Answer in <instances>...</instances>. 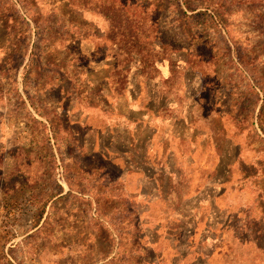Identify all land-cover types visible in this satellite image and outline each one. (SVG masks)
I'll use <instances>...</instances> for the list:
<instances>
[{"label": "rangeland", "instance_id": "rangeland-1", "mask_svg": "<svg viewBox=\"0 0 264 264\" xmlns=\"http://www.w3.org/2000/svg\"><path fill=\"white\" fill-rule=\"evenodd\" d=\"M0 264H264V0H0Z\"/></svg>", "mask_w": 264, "mask_h": 264}, {"label": "trees", "instance_id": "trees-1", "mask_svg": "<svg viewBox=\"0 0 264 264\" xmlns=\"http://www.w3.org/2000/svg\"><path fill=\"white\" fill-rule=\"evenodd\" d=\"M184 6H185V9H187V11H189L191 13V15H193V16H198L202 12V11L196 12L198 7L196 5H193L192 3H188V2L187 3H184ZM206 6H208V5H206ZM204 8H206V7H204ZM194 12H196V13H194ZM183 15L184 16H187L185 14V12H183ZM204 15H207V13L204 12ZM123 22L124 21H120L121 24ZM115 35H118V33H116ZM119 37L121 39L119 42H123L124 41L123 40L124 39V34L123 33H120ZM119 46H121V45H119ZM135 48H136V45L131 48L133 50H126L125 51V50L117 49L116 51H113V52H115V54H114L115 57H118V58L123 57L124 58L123 59V62H121V65H123L125 67H121L120 68V66H118V64H116L115 67H114V69H113V73H114L115 78L117 79L118 76H120L122 78V80H120V82H122V85L123 84L125 85V82L124 81L127 80L128 76L130 74V66H128L129 65V62H127L126 59L135 60L138 63V65L134 67V70L131 73V80H134L135 81V78L142 76V73H143L142 72V70H143L142 64L144 62L143 59L145 57L142 52H144V51H142L139 48L138 49L137 48L135 49ZM156 62L158 63V61H156ZM152 69H153V72L154 73H157V71H158L157 70V65L154 66V67L152 66ZM156 76H157V74H154V75H152L151 78H155ZM117 80H119V78ZM137 86L138 85L136 83L135 84V87H137ZM123 92H126L127 93V91H124V90L121 91V89L118 90V93H117V95H118L117 96L118 101L120 100V98L123 97L122 96ZM136 94H137V92H136ZM124 95H125V93H124ZM151 111H152V114H153L152 116L155 117L156 116V113L153 110H151ZM136 112L137 113H141V109L139 108ZM139 115L141 116V115H144V114L141 113ZM138 119H139V122H140L139 123V126H140V124L141 125L144 124L146 127L150 128V131L153 130V127L150 125L149 121L144 122L140 118H138ZM138 119H134V120H138ZM131 120H133V119H131ZM152 133H153V131H152ZM150 141H151V137L149 135V137L146 139V143H145V141H143L144 143L142 141H139L138 142V144L140 145V147L142 146V148H143V144H145V149L141 152V158H142V160H146L147 159V156L149 154L148 147L150 145ZM134 142L136 143V141H134ZM135 143H134V149L137 150L138 144L136 145ZM193 147H194V145H192L190 151L194 150ZM130 148H133L132 143H130ZM130 152H131V150L129 152L128 151L127 152L121 151V148L118 147V142L116 141L114 143V146L112 148L111 147H108V148H105L104 147V149H102V152L101 153L104 154V155H109V154H113L114 155L115 154V155L128 156V155H130ZM139 154H140V152H139ZM237 157H238V152L236 151V153H234V156H233V158H234L235 161H236ZM153 158L156 161V158L157 157L154 156ZM129 160L133 164H135L134 159H130V157H129ZM126 165L127 166H131V163L130 164L126 163ZM145 166H147L148 168L140 169V172L143 173V177H142L143 180H142V183L140 182V184H139L138 187L143 186L144 184H150V185H152L151 187L159 190L158 192L159 193H162V194H163V190H164V184H166L165 178L166 177H176L177 178V176L179 175V173L177 171H175L174 168H166L165 169L163 167V168L160 169V171H156V170H154L155 168L148 166V160L145 162ZM173 180H175V179H173ZM214 183L217 184V185H219L221 182L216 180V181H214ZM203 192H204V190L202 192H200V193L202 194ZM188 201H191V200H188ZM213 202L214 201L212 200L211 203H209V204H211V206H212L213 205ZM186 203L183 204L184 207L186 206ZM132 207H133V203L131 204V209H132ZM127 209H129V211H131L129 207H127ZM138 214H139V212H138ZM139 220H140V217L138 215L137 218H136V221L139 222ZM191 224L192 225H190V226L187 227V231L185 233H183L184 236H185V234L187 236L188 234L191 235L192 233H194L195 223L192 221ZM218 225H219L218 226L219 228H222L225 224L220 222ZM190 228H191V231H190ZM153 233H156V230H154ZM145 237L146 238H149L146 235H142V237H141L140 240H143ZM211 237H213V236H211ZM180 238H182V241L183 242L182 241L180 242V240H179L178 242H175V243H180V244H184V245H186L188 243V242H184V240H187V237H178L177 239H180ZM155 239H156V237H154V236L151 237L150 240H148V244L149 245H158V244H156V240ZM200 243H202V242H200ZM205 246H206L207 250L204 251V259H207L206 257H208V255L211 254L212 246L206 245V244H205ZM151 250L154 251V249H151ZM196 254H198V252H196ZM199 258H200V254L199 255H196L195 260L196 261H199Z\"/></svg>", "mask_w": 264, "mask_h": 264}]
</instances>
